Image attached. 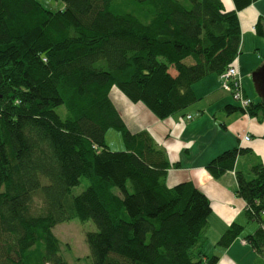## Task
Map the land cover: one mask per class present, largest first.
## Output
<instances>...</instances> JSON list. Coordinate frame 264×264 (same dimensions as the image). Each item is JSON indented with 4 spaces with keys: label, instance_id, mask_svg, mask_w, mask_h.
I'll list each match as a JSON object with an SVG mask.
<instances>
[{
    "label": "trees",
    "instance_id": "obj_1",
    "mask_svg": "<svg viewBox=\"0 0 264 264\" xmlns=\"http://www.w3.org/2000/svg\"><path fill=\"white\" fill-rule=\"evenodd\" d=\"M56 1L58 11L0 0V264H69L54 228L74 220L97 228L86 235L93 264H218L204 253L210 199L193 182L168 186L166 150L129 128L112 94L159 120L185 111L196 83L239 58L238 12L258 0H233V11L222 0ZM248 112L260 117L264 102ZM109 130L124 151L111 150ZM248 152H223L207 170L220 178ZM252 171L236 173L258 225L244 240L264 259V164ZM244 230L232 224L217 245Z\"/></svg>",
    "mask_w": 264,
    "mask_h": 264
},
{
    "label": "crops",
    "instance_id": "obj_2",
    "mask_svg": "<svg viewBox=\"0 0 264 264\" xmlns=\"http://www.w3.org/2000/svg\"><path fill=\"white\" fill-rule=\"evenodd\" d=\"M222 2L227 11L236 10L233 0ZM238 17L242 51L235 63L246 96L258 103L260 98L253 92L250 77L262 61L264 37L258 34L256 28L259 23L264 27V0H258L239 11ZM194 92L199 101L166 120L157 119L142 104H132L119 92L117 101L112 99L132 131L147 130L166 150L171 164L168 186L193 182L210 199L213 212L209 218L210 238L206 245H210L212 254H207L205 247L204 253L218 257V264H264V259H259L249 245L240 242L258 227L241 238L242 234L228 248L217 245L232 224L237 223L246 228V222L254 223L248 220L245 214L246 202L238 195L236 173L240 171L252 179L253 168L264 164V113L261 117H253L238 110L229 113L228 106L238 108L239 105L234 104L232 96L222 90L220 76L216 74L196 83ZM189 116L192 118L189 119ZM246 135L251 140L244 142L241 139ZM240 147L249 149V152L238 157L234 171L214 178L207 170L208 164L223 152Z\"/></svg>",
    "mask_w": 264,
    "mask_h": 264
},
{
    "label": "rangeland",
    "instance_id": "obj_3",
    "mask_svg": "<svg viewBox=\"0 0 264 264\" xmlns=\"http://www.w3.org/2000/svg\"><path fill=\"white\" fill-rule=\"evenodd\" d=\"M38 1L46 9L52 11H58L63 6V3L61 1H56V0H38ZM262 41L264 42V40ZM263 63H264V48L262 50V61L259 66L261 67ZM250 80L252 81L253 92L255 96L258 97V93L256 91L255 83L253 81L252 76L250 77ZM117 95H118V91L114 90L112 96L115 101H117L116 98ZM232 102L236 105H239L237 102L233 100V98H232ZM106 142L112 151L125 150L122 136L116 130L108 131L106 135ZM47 183H48L47 180L43 181V184H47ZM87 186L88 183L86 181H83L80 186L73 189V195L81 194L87 188ZM245 224H246L245 225L246 228L241 238L244 237L246 234H250L248 232L254 231L258 227L257 223L246 222ZM96 230L97 228L93 223V221L81 222L80 220H74L71 223L59 224L54 228L55 235L57 236L58 239H60L62 243V256L67 260L69 264H93L91 253L86 242V235L87 233L94 232ZM206 236L207 239L210 238V234L207 233ZM205 252L207 254H212L210 245H205ZM210 256H214V255H210Z\"/></svg>",
    "mask_w": 264,
    "mask_h": 264
},
{
    "label": "built area",
    "instance_id": "obj_4",
    "mask_svg": "<svg viewBox=\"0 0 264 264\" xmlns=\"http://www.w3.org/2000/svg\"><path fill=\"white\" fill-rule=\"evenodd\" d=\"M221 88L226 93H229L232 98L239 104L240 108L245 111L246 114H249V108L252 105V100L246 96L243 88L242 77L238 68V65L234 63L230 66L224 74L220 76ZM189 119L192 117L189 116ZM242 141H250L251 138L249 135H246L241 139ZM243 245H246V241H242Z\"/></svg>",
    "mask_w": 264,
    "mask_h": 264
},
{
    "label": "water",
    "instance_id": "obj_5",
    "mask_svg": "<svg viewBox=\"0 0 264 264\" xmlns=\"http://www.w3.org/2000/svg\"><path fill=\"white\" fill-rule=\"evenodd\" d=\"M258 97L264 102V63L252 73Z\"/></svg>",
    "mask_w": 264,
    "mask_h": 264
}]
</instances>
